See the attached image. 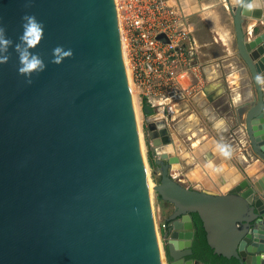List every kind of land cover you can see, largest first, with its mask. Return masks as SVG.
<instances>
[{
    "label": "water",
    "instance_id": "1",
    "mask_svg": "<svg viewBox=\"0 0 264 264\" xmlns=\"http://www.w3.org/2000/svg\"><path fill=\"white\" fill-rule=\"evenodd\" d=\"M175 2L201 12L199 0ZM216 2L253 85L235 110L244 158L222 172L229 155L210 136L181 160L166 119L148 118L153 187L173 204L169 264H204L187 258L193 212L214 252L264 264V0ZM25 14L45 25L31 51L47 67L32 83L15 49ZM0 26L13 40L0 63V264H164L116 0H0ZM57 46L73 56L52 63ZM143 110L153 114L150 100Z\"/></svg>",
    "mask_w": 264,
    "mask_h": 264
},
{
    "label": "built area",
    "instance_id": "2",
    "mask_svg": "<svg viewBox=\"0 0 264 264\" xmlns=\"http://www.w3.org/2000/svg\"><path fill=\"white\" fill-rule=\"evenodd\" d=\"M116 6L131 87L141 106L150 100L154 115L172 121L180 102L192 94L186 79L197 66L193 22L169 0H116Z\"/></svg>",
    "mask_w": 264,
    "mask_h": 264
},
{
    "label": "crops",
    "instance_id": "3",
    "mask_svg": "<svg viewBox=\"0 0 264 264\" xmlns=\"http://www.w3.org/2000/svg\"><path fill=\"white\" fill-rule=\"evenodd\" d=\"M216 1L217 0H199L203 9L204 4H206L211 11L210 13L212 14H216V12H222V10L224 11L225 16L224 14L223 16H221V21H218V23L215 24V29H213L214 38L218 40L220 39L221 41H223V43L226 44V47L224 48V51L226 53L223 57L224 60H222L225 64L223 67L228 69V64L233 65L235 62L237 64V69H231L230 71H227L228 75L225 78L226 81L222 80V78L218 76L214 79L209 78L211 75L210 72L207 75L208 78L206 82H203L201 79L198 83H196L195 78L200 77V67H198L197 65L194 70H191L189 72L186 80L187 84H191L192 86L191 96H189L188 99H183L180 102L177 112L174 118H172V121L166 120V122L174 139L173 146L175 152L181 158V160H183L184 156H189L192 148H195L197 146L196 144H193V141L187 143V138L191 139L192 136L190 135V130H186L187 125H184V122H189L190 120H192L191 116L194 114L195 116L201 115L202 117H206V119H208L207 129L204 133H202L203 137L201 141L209 138L210 136H213L215 140L221 144L223 149L230 153L229 157L226 160L222 161V163L220 164V167L222 166L221 170L223 172V166H225V164H227V166H229V164L231 165L234 162L238 164L240 159L244 158L242 154L243 149L244 147H246V145L244 142L242 143L240 139H237L242 137L243 140L244 133L240 132L238 125L236 126L237 118L235 110L239 104L250 100L249 98L253 93V85L250 81L249 73L245 69L241 58L236 57L235 60L237 59V61H234V57H230L233 50L232 47L228 45V43L231 40L232 31H230V28H228V20L231 19V22L233 20L227 5L224 2L218 4ZM199 14H201V12ZM212 14H210L209 16H211ZM258 23L260 24L261 22L259 21ZM193 26L195 29L194 23ZM217 27H220L222 29L225 28L224 30H226V32L228 33L227 43L220 37ZM236 74H238V77H236ZM144 102L145 100L143 101V104ZM144 116L145 121H147L148 118L161 119L164 117L161 113H156L154 115V112L151 115H148L144 112ZM188 129H190L189 125ZM188 132L189 134L187 135L186 133ZM197 140L200 141V139L198 138ZM215 146L216 144L213 143L212 148H215ZM183 179L185 180L184 182H187L185 178ZM209 181L211 182V184H214L212 178L210 177Z\"/></svg>",
    "mask_w": 264,
    "mask_h": 264
},
{
    "label": "rangeland",
    "instance_id": "4",
    "mask_svg": "<svg viewBox=\"0 0 264 264\" xmlns=\"http://www.w3.org/2000/svg\"><path fill=\"white\" fill-rule=\"evenodd\" d=\"M175 2V0H174ZM225 16L224 11L222 12H216V14H212L209 17H204V15L199 13H194L190 16V20L194 23L195 29L194 34L198 41V47H197V65L200 67V77L195 78V82L198 83L201 79L203 82L207 81V75L210 73L211 79L216 78L217 76L222 78V80L226 81L227 71L229 70H235L237 69V64L234 62V64H228V69L223 67L225 64L222 60H224L225 51L224 48L226 47V44L223 43L220 39L214 38V30L215 24L218 23V21H221V16ZM216 16V18H215ZM229 26L231 32V42L229 41V46L232 47V55L230 57H234V61L237 56L236 54V43H235V34H234V25L233 21L231 22V19L228 20ZM240 60V59H238ZM245 67V66H244ZM247 70V68H245ZM218 72V73H217ZM248 72V71H247ZM249 73V72H248ZM219 74V75H218ZM238 77V74H236ZM231 76V75H230ZM250 77V76H249ZM204 78V79H203ZM230 78V77H229ZM209 79V80H211ZM187 80V79H186ZM237 80V79H236ZM251 81V80H250ZM187 83V82H186ZM133 92L136 99L137 110H138V119L140 123V131H141V137H142V143H143V151L145 155V160L147 164V170L149 175V181L151 183V199L153 208L155 211V217L157 221V228H158V234H159V241L161 244V249H163V256H164V263L169 264L167 250L165 248L166 246V240L164 238V228L162 227V222L165 221V218L169 211L172 209L171 204H169L167 201L159 199L158 193L154 189V184L158 181L159 175L155 174L153 172L154 166L151 161V154L149 150V145L146 137V126L147 121H145L144 116V110L143 105L141 106L139 102V95L138 91L135 87H133ZM192 120L189 122H184V125H187L186 130H190V135L192 136L191 139L187 138V143L192 142L194 139H202L204 133L207 129V123L208 119L206 117H202L201 115L191 116ZM193 123V124H192ZM188 125L190 126V129H188ZM192 129V130H191ZM187 135L189 134L186 133ZM195 136V137H193ZM207 139V138H206ZM198 141V142H200ZM199 144V143H198Z\"/></svg>",
    "mask_w": 264,
    "mask_h": 264
},
{
    "label": "clouds",
    "instance_id": "5",
    "mask_svg": "<svg viewBox=\"0 0 264 264\" xmlns=\"http://www.w3.org/2000/svg\"><path fill=\"white\" fill-rule=\"evenodd\" d=\"M240 2V0H235ZM257 5L247 4L245 9L247 12L256 10ZM23 32L19 37L20 42L15 45L16 52L19 56V74L28 77V83H32L31 77L33 73L43 72L47 65L43 58L38 54L31 51L35 49L42 41L45 35V25L43 21L39 20L35 15L25 14L22 17ZM13 40L6 34V29L0 26V63H7L9 57L5 55L8 52L10 46H12ZM73 50H65L63 46H57L53 49L52 63L60 64L65 58L73 56ZM256 80L259 84L264 85V76L257 75ZM225 155L230 153L224 151Z\"/></svg>",
    "mask_w": 264,
    "mask_h": 264
},
{
    "label": "trees",
    "instance_id": "6",
    "mask_svg": "<svg viewBox=\"0 0 264 264\" xmlns=\"http://www.w3.org/2000/svg\"><path fill=\"white\" fill-rule=\"evenodd\" d=\"M158 198L161 199L159 194ZM198 221L202 225L201 220ZM190 256L202 261L204 264H243L234 256L227 257L214 252L213 248L208 244L203 226L202 229H197L196 231L193 241V253Z\"/></svg>",
    "mask_w": 264,
    "mask_h": 264
},
{
    "label": "bare ground",
    "instance_id": "7",
    "mask_svg": "<svg viewBox=\"0 0 264 264\" xmlns=\"http://www.w3.org/2000/svg\"><path fill=\"white\" fill-rule=\"evenodd\" d=\"M169 1H170V3L174 2L173 0H169ZM210 12H211L210 9L207 7L206 4H204V9H203V7L201 8V14H203L204 17H208L210 14H212ZM217 29L219 31L220 37L227 43L228 42V33L226 32V30H224L225 28L222 29L220 27H217ZM125 60H126V64L128 65V61H127L128 59H127L126 53H125ZM128 75H129L130 82L132 83L131 77H130L129 68H128ZM132 93H133V99H134V104H135V109H136V114H137V121H138V126H139V131H140V123H139V119H138L139 117H138V110H137L138 109L137 108L138 105L136 104V99H135V95H134V92H133V88H132ZM140 133H141V131H140ZM141 141H142V137H141ZM198 141L199 140L194 139L193 140V144L194 145L195 144L198 145ZM142 145H143V143H142ZM150 190H151V183H150Z\"/></svg>",
    "mask_w": 264,
    "mask_h": 264
},
{
    "label": "flooded vegetation",
    "instance_id": "8",
    "mask_svg": "<svg viewBox=\"0 0 264 264\" xmlns=\"http://www.w3.org/2000/svg\"><path fill=\"white\" fill-rule=\"evenodd\" d=\"M174 1V0H173ZM183 181H185L184 179H183ZM187 181V180H186ZM186 184H188L189 185V183H188V181L187 182H185ZM169 204H171L170 202H168ZM171 210L169 211V213L170 212H172V210H173V204H171ZM192 214V217H193V222H194V226H193V229H194V236H193V241H194V238H195V234H196V231H197V229H202V225L199 223V221L198 220H200L199 219V216L197 215V213H195V212H193V213H191ZM163 223H164V226H163V228L164 227H171V226H173V221L171 220V221H163ZM198 226V227H197ZM173 228V227H172ZM204 229V228H203ZM192 249H193V242H192ZM167 255H168V253H167ZM188 257H191V256H187V258ZM168 260H170V257L168 256Z\"/></svg>",
    "mask_w": 264,
    "mask_h": 264
}]
</instances>
